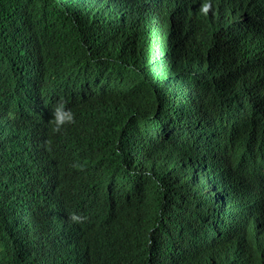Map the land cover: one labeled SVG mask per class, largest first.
<instances>
[{"label":"clouds","instance_id":"obj_1","mask_svg":"<svg viewBox=\"0 0 264 264\" xmlns=\"http://www.w3.org/2000/svg\"><path fill=\"white\" fill-rule=\"evenodd\" d=\"M82 11L84 29L96 47L105 44V30L116 29L118 22L112 34L113 57L55 54L49 38L28 34L15 39L26 54L0 76V139L16 150L17 164L25 171L42 169L46 180L38 178L36 183L34 225H28L31 198L27 206L19 203L21 194L30 196L32 179L12 207L18 228L12 224L10 234L18 239L21 261L38 257V264H46L51 247L55 257L60 245H72L77 264H138L142 249L158 244L164 254L185 264L194 253L226 264L236 249L246 250L235 237L239 230L260 233L264 244V186L254 185L264 183V151H259L264 137L260 140L256 127L227 135L224 130L237 123H226L214 139H199L192 131L198 133L201 126L189 120L183 130L188 136L152 128L140 144L128 146L132 134L122 114L115 113L122 101L101 105L95 97L97 88L120 84L129 50L141 64L154 56L190 74L211 70V57L238 79L229 94L256 92L264 81V0H84ZM134 22L138 32L133 31ZM123 45L126 48L120 49ZM190 89L195 92L186 100ZM211 93L206 82L171 92L165 111L158 109V114L176 112L186 103L198 118L204 119L207 110V119H215L220 110L207 102ZM257 93L264 94V88ZM259 110L247 115L263 116L264 109ZM174 147L177 154L170 157ZM119 150L127 164L116 159ZM190 182L195 193L203 192L202 224L198 215L195 222L191 214L183 218V209L166 196L179 194ZM157 190H163L168 209L157 211L152 193ZM193 198L188 190L187 203ZM132 200L137 211H129ZM246 211L251 219L245 226Z\"/></svg>","mask_w":264,"mask_h":264},{"label":"trees","instance_id":"obj_2","mask_svg":"<svg viewBox=\"0 0 264 264\" xmlns=\"http://www.w3.org/2000/svg\"><path fill=\"white\" fill-rule=\"evenodd\" d=\"M83 4L84 0H0V76L11 71L20 57L26 54V51L21 49L20 42L15 39L28 34L49 38L51 51L55 54H86L108 59L113 57V48L116 47V42L112 38V34L116 32L118 22L116 29L111 26L105 30L104 35L107 36L105 44L98 47L94 46L84 29L86 15L82 11ZM133 31H139L138 22H134ZM119 48L123 49L122 47ZM125 57L126 63H122L124 66L118 77L120 84L106 86L108 89L97 88L95 97L101 105H104L106 100L115 99L116 103L122 101L123 107L118 108L115 113L117 115L122 114V123L132 134L128 146L140 144L143 136L152 128L159 129L166 134L178 135L181 138L182 135L188 136L183 130L188 125L189 120H192L190 125L201 126L202 129L198 133L194 129L192 131V135L198 136L199 139L208 138L207 136L214 139L220 135V127L231 122L237 124L227 127L223 134L229 135L230 131L233 134L241 133L243 127L250 125L257 128L256 134L260 140L264 137V115H247L248 113L257 114L260 112L259 109H264V94L257 93L264 88V81L258 84L256 92L248 90L243 94H229L238 79H235L232 72L228 71L224 64L216 62L211 57L210 60L214 64L213 68L199 71L196 74H190L186 69L171 68L154 56H151L146 63L141 64L138 58L134 56L133 50L127 51ZM106 63H113V60H108ZM108 80L113 81V77H108ZM202 82L208 83L212 90L207 102L212 105L216 104L220 110L215 119H207V116L210 117L207 110L204 112L206 113L204 119L198 118L194 114V110L189 109L186 103L181 110L176 112L158 114V109L160 112L165 111L167 99L171 92L188 89ZM194 92L195 90L190 89L187 94L186 91V100ZM254 93L256 94L253 95ZM234 108H238L240 112ZM229 120L231 121L229 122ZM227 129L229 131H226ZM210 142L211 144L216 143V141ZM158 145L159 141L153 148L154 153L157 151ZM259 151H264V145L259 146ZM220 152L218 150L219 156ZM169 154L170 157H175L177 148L174 147ZM115 157L118 161L127 164L123 150H119ZM17 160L18 153L16 150L11 147L7 140L0 139V264H38V257L25 262L21 261L17 253L18 239L11 236L10 228L12 224L18 228L17 216H14L13 221L12 207L18 199L22 186L24 185L26 190V184L29 183L30 179L33 180L32 192L28 197L21 194L19 203L27 206L26 201L31 198L33 205L29 206L30 220L28 225H34L36 218L32 211L37 208L39 203L36 183L38 178L44 183L46 180L42 169H29L28 171L32 170V173H29L16 163ZM64 168V174L68 177L71 172L66 168V164ZM254 185L260 187L264 186V183L255 182ZM238 187L243 188L244 185L241 184ZM188 190L194 193V198L191 199L190 203H187L186 199ZM143 193L141 189H138V194L143 195ZM152 193L157 211L169 208L163 190L152 191ZM166 196L170 204L178 209H183V218L187 219L191 214L190 220L195 222V215H198V223H203V192L199 189V192L195 193V186L192 182L183 184L179 194L166 192ZM131 210L137 211L133 200L129 208V211ZM126 215H128L127 212ZM242 218L246 226L251 216L246 211L243 212ZM235 237L245 243L246 250L236 249L233 260L226 262V264H264V244L260 233H246L242 229L235 234ZM50 251V257L45 258L46 264H77V252L72 245H60V254L55 255V257L52 247ZM129 254L131 259H134V251L130 250ZM205 255L207 256L194 253L189 264H198L200 258L206 261L204 264H216L210 262L211 259L208 254ZM138 264L185 263L164 254L157 244L151 250L142 249V260Z\"/></svg>","mask_w":264,"mask_h":264},{"label":"bare ground","instance_id":"obj_3","mask_svg":"<svg viewBox=\"0 0 264 264\" xmlns=\"http://www.w3.org/2000/svg\"><path fill=\"white\" fill-rule=\"evenodd\" d=\"M122 48H126V46L124 45Z\"/></svg>","mask_w":264,"mask_h":264},{"label":"rangeland","instance_id":"obj_4","mask_svg":"<svg viewBox=\"0 0 264 264\" xmlns=\"http://www.w3.org/2000/svg\"><path fill=\"white\" fill-rule=\"evenodd\" d=\"M164 253V252H163Z\"/></svg>","mask_w":264,"mask_h":264}]
</instances>
